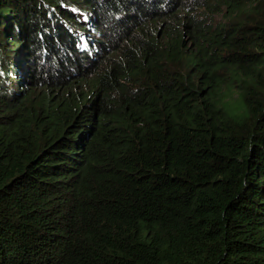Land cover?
<instances>
[{
  "label": "trees",
  "instance_id": "16d2710c",
  "mask_svg": "<svg viewBox=\"0 0 264 264\" xmlns=\"http://www.w3.org/2000/svg\"><path fill=\"white\" fill-rule=\"evenodd\" d=\"M0 264H264V0H0Z\"/></svg>",
  "mask_w": 264,
  "mask_h": 264
},
{
  "label": "rangeland",
  "instance_id": "374dc122",
  "mask_svg": "<svg viewBox=\"0 0 264 264\" xmlns=\"http://www.w3.org/2000/svg\"><path fill=\"white\" fill-rule=\"evenodd\" d=\"M220 20H221V17L218 16V17L216 18V21L218 22V21H220Z\"/></svg>",
  "mask_w": 264,
  "mask_h": 264
}]
</instances>
